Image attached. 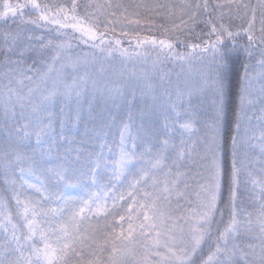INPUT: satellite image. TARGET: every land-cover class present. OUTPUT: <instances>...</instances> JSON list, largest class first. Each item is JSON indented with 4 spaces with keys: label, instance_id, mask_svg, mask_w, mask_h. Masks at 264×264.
I'll list each match as a JSON object with an SVG mask.
<instances>
[{
    "label": "snow or ice",
    "instance_id": "1",
    "mask_svg": "<svg viewBox=\"0 0 264 264\" xmlns=\"http://www.w3.org/2000/svg\"><path fill=\"white\" fill-rule=\"evenodd\" d=\"M254 81L264 0H0V264H264Z\"/></svg>",
    "mask_w": 264,
    "mask_h": 264
},
{
    "label": "rangeland",
    "instance_id": "2",
    "mask_svg": "<svg viewBox=\"0 0 264 264\" xmlns=\"http://www.w3.org/2000/svg\"><path fill=\"white\" fill-rule=\"evenodd\" d=\"M41 2L58 3V0H41ZM252 2L255 3L256 0H252ZM168 67L171 69V65H169ZM114 68L117 71H121L120 70L121 65L119 63H116L114 65ZM130 68H131V66L129 65V70H130ZM179 71L180 70L178 68L174 69V72H179ZM172 79H173V81L176 80V76L174 74L172 75ZM157 83H159V81H157ZM251 98L253 99V103L248 106V115L251 117V121H250L251 131H252V133L255 134V138L251 141V144L254 145V143L257 144V142L259 141L260 131L262 128H264L262 121L258 120V118H256V117L252 116L254 113V109L260 103L264 102V100H261V98H260V85H259V83H256L255 81H254L253 88L251 90ZM254 149H256V151H254ZM248 151H249V155H250V159H251L250 168L253 171L254 175L259 176L261 167H264V161L261 160L260 150L258 147H256L254 145V147H250L248 149Z\"/></svg>",
    "mask_w": 264,
    "mask_h": 264
},
{
    "label": "trees",
    "instance_id": "3",
    "mask_svg": "<svg viewBox=\"0 0 264 264\" xmlns=\"http://www.w3.org/2000/svg\"><path fill=\"white\" fill-rule=\"evenodd\" d=\"M13 2H15V0H13ZM20 2H23V0H20ZM59 2H62V0H58V3ZM67 2H70V0H67ZM81 2H84V0H81ZM98 2H103V0H98ZM136 2H140V0H136ZM147 2H153V0H147ZM161 2H165V0H161ZM167 2H179V0H167ZM123 46L124 47H129V42L127 39L124 40V43H123ZM132 47L135 48V41L132 42ZM155 54L153 53V56ZM116 71V72H119L117 70H115L114 66L112 69H110V71ZM122 70V68L120 69ZM253 117H256L258 118V120L262 121L263 123V127H264V102L260 103L255 109H254V113L252 115ZM261 125V124H260ZM118 139V138H117ZM254 143V142H253ZM258 144H259V141L256 143H254V145L256 147H258ZM259 148V147H258ZM254 151H256V149H254ZM118 158V157H117ZM256 177L258 178L259 176L256 175ZM30 182L31 183H37L38 184V181L36 180V178H30ZM249 189H251V185H249ZM27 191H31V190H27ZM0 192H2V190H0ZM65 192L66 193H69L71 194L73 197L75 198H81L84 193L81 192L80 189H75V188H69V189H65ZM33 195H38V194H33ZM243 199H247V194H245L243 197ZM53 207H55V205H53Z\"/></svg>",
    "mask_w": 264,
    "mask_h": 264
}]
</instances>
